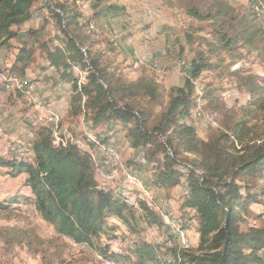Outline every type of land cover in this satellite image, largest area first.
I'll return each instance as SVG.
<instances>
[{
	"label": "trees",
	"instance_id": "16d2710c",
	"mask_svg": "<svg viewBox=\"0 0 264 264\" xmlns=\"http://www.w3.org/2000/svg\"><path fill=\"white\" fill-rule=\"evenodd\" d=\"M38 1L0 0V49L11 48V41L17 40L12 62L13 70L20 74L30 66L34 50L25 41L19 43L18 28L33 17ZM82 1L42 0L51 14L44 20L58 23L62 33L60 44L42 46L60 79L71 86L67 116L83 117L90 127L101 131L110 123L120 122L114 133L123 131L131 146L143 148L155 166L146 182L148 188L168 191L184 185L180 208L193 211L188 216L190 223L184 226L195 224L198 239L188 248L181 247L164 217L148 200L137 196L135 188L126 195L101 186L91 152L74 142H57L54 129L44 122L29 128L35 134L31 157L0 154V167L8 168L13 177L25 174L22 187L29 191L27 196L18 191L0 203H32L58 235L88 246L111 261L264 264V223L252 224L249 219L250 215L255 219L264 216V92L258 87L253 89L242 115L234 123L223 122L207 137L199 134L194 123V116L201 117L198 112L214 117L199 105L206 95L198 78L213 68L207 52H233L245 47L257 50L264 58V31L254 24L257 13L242 15L225 0H188L184 5L187 15L209 22L213 40L207 41L208 51L195 50V38L191 32L186 33L185 43L195 55L191 60L179 57L185 83L168 87L159 76L147 71L135 80H127L120 70L121 51L116 42L100 37L94 29L105 31L104 24H96L98 18L118 7L89 0L86 4L91 14ZM36 32L30 29L29 35ZM186 49L180 47V54ZM77 67L79 74L74 70ZM114 133L101 132L95 138L85 137L84 142L97 148L109 143ZM148 188L143 187L152 192ZM132 196L138 207L130 203ZM254 205H261L262 210L253 213ZM180 215L174 217L181 226ZM113 219L122 221L134 233L138 220L143 219L163 236L154 242L134 240L121 253L110 250L102 240L113 238L109 231H117Z\"/></svg>",
	"mask_w": 264,
	"mask_h": 264
},
{
	"label": "rangeland",
	"instance_id": "374dc122",
	"mask_svg": "<svg viewBox=\"0 0 264 264\" xmlns=\"http://www.w3.org/2000/svg\"><path fill=\"white\" fill-rule=\"evenodd\" d=\"M83 1V8L92 14L91 7L89 8L86 4L89 0ZM187 1L102 0L103 5L113 3L118 9L98 18L96 24H104L103 28L107 30L103 31L100 27L94 29L100 32V37L113 40L120 48L119 59L122 61L120 70L127 80H135L139 77L140 67L135 65L136 60H133L131 56L143 44L144 40L150 41L152 49L167 51L165 63L170 62V66L176 65L175 61L180 56L191 60L196 49L208 51L207 41L213 40L212 34H210L211 25L209 22L189 17L184 6ZM225 1L242 15L250 16L253 12L257 13L254 24L264 31V0ZM43 7L42 0H39L34 5L33 17L18 28L19 43L25 41L28 47H32L34 50L32 62L26 72L20 74L15 71L16 75L26 80L27 88L21 91L14 88L15 86H7L3 80L5 70L0 64V154L4 153V156L11 158L14 157V154L8 149V145H13L14 141L21 137H23V144L30 140L25 133L31 126L35 127L38 122H44L54 129L57 142H74L87 152L95 147H89L84 142L85 137L95 138L101 132L102 134L114 133V130L121 125L120 122H113L108 128L102 127L101 131L100 128L96 130L90 128L89 123L83 117L72 119L67 116L63 96L71 92V86L60 79L59 72L51 65L47 52L42 46L43 43H48L50 46L60 44L62 33L58 23L55 21L49 23L44 20L48 15L51 17V14ZM128 19L131 20L128 21ZM133 27H137L136 33L133 31ZM30 29L36 30V35H29ZM188 32H191L196 40L192 46L195 49L193 51L185 43V35ZM11 43V48L0 49V61H12V58L15 57L18 42L14 39ZM102 47H106V45L103 44ZM180 47L187 48L182 55ZM206 55L213 63V68L205 70L203 75L198 78V83L206 95L204 98H200L199 105L214 117L212 118L204 112H198L201 117L194 116L199 132L204 137L218 129L223 122L234 123L236 117L242 115L244 107L250 103V94L253 89L258 87L261 93L264 92V58L258 55L257 50L237 47L233 52H216L214 54L207 52ZM181 65L183 66V64ZM74 70L79 74L78 67ZM82 75L84 74H81L80 82L85 80ZM184 79L185 77L182 75L181 84L185 83ZM230 90L238 92L240 98L228 102L224 96ZM90 133L92 136L88 135ZM109 143L118 148L121 163V167L116 169L120 172V176L112 183L109 182V185L126 184L127 179L125 182L123 174V171L126 170L130 171L132 176L128 184L138 182L141 186L136 184L134 187L148 188L146 179H149L155 166L145 156L144 149L133 148L123 131L115 132ZM130 160L132 162L129 163ZM9 171L8 168L0 167V202L18 191L21 195H29L28 189L22 187L26 175L13 177ZM97 180L101 186L105 185L98 178ZM262 186L264 188V181ZM106 188L109 189V187ZM148 189L152 190L153 195L152 200L149 199L147 202L158 215H160L158 209L165 201L171 204L170 212L173 216H179V213L185 215L180 208L181 195L184 192L183 184L175 188L174 194L170 191L171 189L160 193L159 190ZM134 192L139 196L142 190L138 189ZM142 198L146 201L145 196ZM136 209L141 211L140 208ZM261 210L262 206H253V211H255L253 213H258ZM188 218L180 215L181 229L188 234L192 245L196 237L195 224H190L191 228H186L184 225L190 223ZM255 218V215H250L249 219L252 224L264 223V216L260 219ZM111 222L116 223L118 229L109 231V236L113 238L106 239L104 237L102 242L109 244L110 250L120 253L132 246L134 240L154 242L150 235L152 229L156 231L160 240L163 236V233H160L155 226H149L143 219L138 220L135 233L128 230L120 220L113 219ZM0 264H134V262L107 260L98 251L58 235L54 228L42 219L32 203L23 201L10 204L0 203Z\"/></svg>",
	"mask_w": 264,
	"mask_h": 264
},
{
	"label": "bare ground",
	"instance_id": "6f19581e",
	"mask_svg": "<svg viewBox=\"0 0 264 264\" xmlns=\"http://www.w3.org/2000/svg\"><path fill=\"white\" fill-rule=\"evenodd\" d=\"M146 13H147V11H146ZM105 30H107V29H105ZM0 64L3 66V69L5 70V72L3 74V80H4V83H7V86H9V87L15 86L14 88H17V90L19 89L21 91H23V90H25L27 88L26 87V85H27L26 80L23 79V78H20V76H18V75H15V80L13 81V83H10L8 80H6V78L8 77L7 65H13L12 61H10V60L9 61L8 60H4V61L1 60ZM180 64H182V63H180ZM135 65H142V62L137 61V63ZM158 78L160 80H164V78L161 77V76H159ZM9 89H8V92H9ZM224 97L226 98V100L228 102H232L235 99H239L240 95H239L238 92L230 90L229 92H226ZM200 113H199V115H200ZM25 135H29L27 137L30 140L26 141L23 144V145H27V146H21L20 152H13L15 158H22V157H28V156L31 157V155L33 154V148H32L33 147V140H31V139L34 138V135H35L34 131L27 129V132L25 133ZM88 135L92 136L91 133L88 134ZM95 149H96L95 155L93 156L92 153H91V155L93 156V160H92L93 168H94V171H95L96 175L98 176V178L100 177L99 179L101 181H103V178L100 176V171H99V166H103V159H102L103 153L115 152V156H108V163H116V169H117V168L121 167L119 150L112 143L99 145ZM121 162H122V159H121ZM119 174H120V172L117 171V170L115 172H113V181H114V179H117L120 176ZM123 174L125 176V181H126V174H128V180L132 178L130 171L124 170ZM122 178H124V177H122ZM141 188H138L140 191L142 190V193L139 196L140 197L145 196L146 200H149V199L151 200L152 199V195H153L152 192L147 190V189H143V188L141 189ZM109 189H111V188H109ZM132 189H134V188L130 187L129 184H128V188H125V184H119V185H113V189H111V190H113L115 193H122V194H126L127 195V194H129L132 191ZM135 189L138 190L137 188H135ZM129 201H130L131 204H134L135 207H138V204L136 203L137 201L135 200L134 196L130 197ZM170 205L171 204H169V202L165 201L164 204H162L161 208L158 209V211L164 217V220L170 225V228L173 231V233H175V235L178 237V241L180 243V246L183 247V248H188L191 245V243L189 241L188 234L181 229V226H180V223H179L178 219L176 217H174L172 215V213L170 212V208H171ZM172 219L174 220V222L172 221ZM150 235H151V237H152V239L154 241H158L159 240V237L157 236V233H156L155 230H153V229L150 230Z\"/></svg>",
	"mask_w": 264,
	"mask_h": 264
},
{
	"label": "crops",
	"instance_id": "0c3cea01",
	"mask_svg": "<svg viewBox=\"0 0 264 264\" xmlns=\"http://www.w3.org/2000/svg\"><path fill=\"white\" fill-rule=\"evenodd\" d=\"M133 28H134L133 31H135V33H136L137 27H133ZM150 45L151 44H150L149 40H144L143 44L141 46H139L135 50V53L133 54V56H131V58L133 60H136L135 61L136 63H137V61L142 62V65H136L137 67H140V74L144 71L151 72L157 76L163 77L164 78L163 82L168 87L180 86L181 85V77H182V75L184 76V69L181 67V64H180L181 62L179 60H177V61H175L176 65L170 66L169 65L170 62L165 63V61H167L166 60V56L168 54L167 51L164 52V51L159 50V49H152L150 47ZM17 50H18V47H17ZM15 56H16V54H15ZM14 58L15 57L12 58L13 61H14ZM69 99H70V92H68L65 96H63V100L66 103L65 109H67V110L69 108ZM194 123L198 127V124H197V122H195V120H194ZM198 131H199V129H198ZM199 134H200V132H199ZM202 137H204V136H202ZM90 152L94 156L96 153V149H92V150H90ZM2 154H4V153H2ZM150 177L151 176H149V179H150ZM149 179L147 178L146 180H149ZM136 184H137V186H141L138 182L129 183V186L138 189V187H134V186H136ZM175 188L176 187H174L170 190L173 194L176 192ZM164 191H167V190H159V193L164 192ZM255 206H257V205H255ZM259 206H261V205H259ZM197 239H198V234H196L194 243H196Z\"/></svg>",
	"mask_w": 264,
	"mask_h": 264
},
{
	"label": "built area",
	"instance_id": "2783aa9c",
	"mask_svg": "<svg viewBox=\"0 0 264 264\" xmlns=\"http://www.w3.org/2000/svg\"><path fill=\"white\" fill-rule=\"evenodd\" d=\"M128 20H131V19H128ZM7 68H8V77L6 78V80H8L10 83H13V81L15 80L16 72L13 70V65H7ZM26 136H29V135H26ZM21 138H18L16 141H14L13 145L11 144L8 145V149L12 153L20 152L21 146H27V145H23V137ZM108 156H115V152L103 153V156H102L103 166H99V171H100V176L103 178V182L105 184L104 186L110 187L111 189H113V185H109V182L110 183L113 182V172L116 171V163H108ZM126 179H127V182L125 181L126 182L125 188H128V181H129L128 174H126ZM184 213H185L184 216L187 219L188 216L192 214V209H186V212L184 211ZM172 221L174 222L173 219Z\"/></svg>",
	"mask_w": 264,
	"mask_h": 264
}]
</instances>
